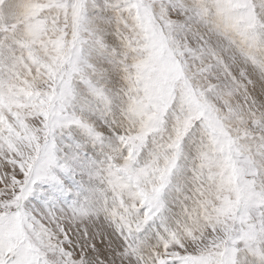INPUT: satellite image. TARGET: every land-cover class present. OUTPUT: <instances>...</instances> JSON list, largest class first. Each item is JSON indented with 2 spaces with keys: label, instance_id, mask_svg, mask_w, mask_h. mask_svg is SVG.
<instances>
[{
  "label": "snow or ice",
  "instance_id": "6c2138e0",
  "mask_svg": "<svg viewBox=\"0 0 264 264\" xmlns=\"http://www.w3.org/2000/svg\"><path fill=\"white\" fill-rule=\"evenodd\" d=\"M0 264H264V0H0Z\"/></svg>",
  "mask_w": 264,
  "mask_h": 264
}]
</instances>
